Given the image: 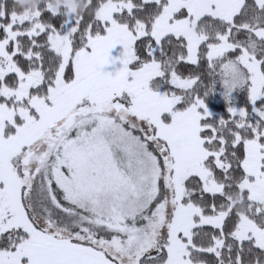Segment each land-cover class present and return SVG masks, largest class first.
<instances>
[{"label": "snow or ice", "instance_id": "obj_1", "mask_svg": "<svg viewBox=\"0 0 264 264\" xmlns=\"http://www.w3.org/2000/svg\"><path fill=\"white\" fill-rule=\"evenodd\" d=\"M0 264H264V0H0Z\"/></svg>", "mask_w": 264, "mask_h": 264}]
</instances>
